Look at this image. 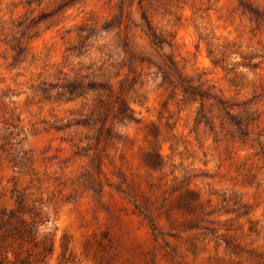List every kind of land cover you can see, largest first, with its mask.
Listing matches in <instances>:
<instances>
[{"label": "rangeland", "instance_id": "1", "mask_svg": "<svg viewBox=\"0 0 264 264\" xmlns=\"http://www.w3.org/2000/svg\"><path fill=\"white\" fill-rule=\"evenodd\" d=\"M5 256L264 264V0H0Z\"/></svg>", "mask_w": 264, "mask_h": 264}, {"label": "trees", "instance_id": "2", "mask_svg": "<svg viewBox=\"0 0 264 264\" xmlns=\"http://www.w3.org/2000/svg\"><path fill=\"white\" fill-rule=\"evenodd\" d=\"M145 34H146V36L149 38V40H150L151 42L159 41V38H158L157 34H156L155 31L152 30L150 27L148 28L147 31H145ZM67 89H68V91H69V94H70V95H73V94H75V93H78V91H80V90L82 89V87H81V85H80L79 82L74 81V82L68 83ZM100 89L108 90L109 88H108L107 86H100ZM184 90H185V89H184ZM118 109H119V112H120V113H125L126 110H127V106H126V104H125L123 101H121V103H120ZM99 116H100V117H103V114H101V115H99ZM84 124H87V123H84ZM107 128H108V127H106V130H108ZM102 132H103V131L101 130V128L98 129V133H97V135H96V139H98V140L100 139L99 137H100V135H101ZM4 259H5V262H0V264H15L14 261H10V260H8V259H7V256H5ZM6 259H7V260H6Z\"/></svg>", "mask_w": 264, "mask_h": 264}]
</instances>
